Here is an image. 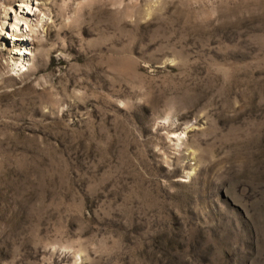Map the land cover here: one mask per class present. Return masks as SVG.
<instances>
[{
	"label": "rangeland",
	"instance_id": "rangeland-1",
	"mask_svg": "<svg viewBox=\"0 0 264 264\" xmlns=\"http://www.w3.org/2000/svg\"><path fill=\"white\" fill-rule=\"evenodd\" d=\"M0 7V264H264V0Z\"/></svg>",
	"mask_w": 264,
	"mask_h": 264
},
{
	"label": "bare ground",
	"instance_id": "bare-ground-1",
	"mask_svg": "<svg viewBox=\"0 0 264 264\" xmlns=\"http://www.w3.org/2000/svg\"><path fill=\"white\" fill-rule=\"evenodd\" d=\"M23 4H25L27 7H30V4H28V3H26V2H22ZM1 8V7H0ZM46 15V14H45ZM39 22H41V21H39ZM27 24V23H26ZM36 26V25H35ZM30 28V32H32L33 31V29H32V27H29ZM23 36H25V37H27V34L26 35H23ZM29 40V39H28ZM25 49H27V48H25ZM26 55L27 54H29V52H26L25 53ZM23 66V65H22Z\"/></svg>",
	"mask_w": 264,
	"mask_h": 264
}]
</instances>
